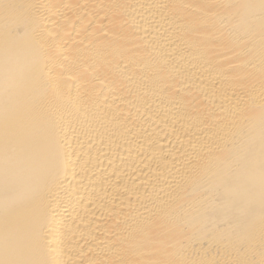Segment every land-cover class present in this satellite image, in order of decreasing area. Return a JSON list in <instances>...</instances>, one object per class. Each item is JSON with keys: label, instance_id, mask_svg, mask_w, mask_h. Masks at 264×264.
<instances>
[{"label": "bare ground", "instance_id": "6f19581e", "mask_svg": "<svg viewBox=\"0 0 264 264\" xmlns=\"http://www.w3.org/2000/svg\"><path fill=\"white\" fill-rule=\"evenodd\" d=\"M0 264H264V0H0Z\"/></svg>", "mask_w": 264, "mask_h": 264}]
</instances>
